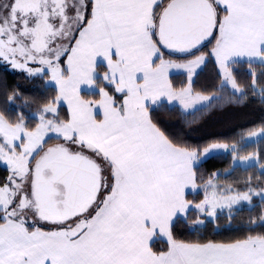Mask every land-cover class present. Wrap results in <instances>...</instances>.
I'll use <instances>...</instances> for the list:
<instances>
[{"label": "snow or ice", "instance_id": "1", "mask_svg": "<svg viewBox=\"0 0 264 264\" xmlns=\"http://www.w3.org/2000/svg\"><path fill=\"white\" fill-rule=\"evenodd\" d=\"M209 38L215 40L211 54L222 70V84L243 96L230 66L244 60L252 88L264 99V87L251 70L253 63L264 65V0H9L0 5V58L30 75L44 72L27 67L38 61L50 71L58 93L40 110L34 129L22 114L14 123L0 113V161L12 173L0 186V264H264V234L228 243H190L173 236L174 221L190 208L215 217L217 209L250 205L254 196L261 197L262 210L250 223L264 225V188H254L251 176L245 191L220 192L213 173L200 203L185 195L197 188L195 169L202 158L231 149L234 165L264 170L259 152L239 155V147L227 143L202 150L181 146L149 111L174 101L195 111L197 105L210 108L214 99H224L192 88V77L206 59L195 51ZM162 48L194 58L177 63L165 59ZM171 69L187 70L186 86L173 85ZM82 90L98 93L99 99H86ZM62 101L67 119L59 116ZM50 133L64 143L46 147ZM253 138H264V127L241 139ZM41 222L54 227L46 231ZM158 237L167 239V250H154Z\"/></svg>", "mask_w": 264, "mask_h": 264}, {"label": "trees", "instance_id": "2", "mask_svg": "<svg viewBox=\"0 0 264 264\" xmlns=\"http://www.w3.org/2000/svg\"><path fill=\"white\" fill-rule=\"evenodd\" d=\"M167 0H165V3ZM215 40L206 42L199 52L206 53L204 66L196 73L192 88L204 93H216L222 90V73L215 57L211 54V49ZM163 52L172 56H189L174 54L165 48ZM233 75L238 79L239 84L247 92V97L240 99L239 96L229 92V95L222 100L214 99L212 107L198 108L194 115L182 110L179 106L167 104L163 108H150L153 121L169 136L175 143L190 148L204 145L213 140H229L239 142L245 131L264 123V99L258 92L250 91L252 87V77L248 73V64L241 60L238 64L231 65ZM252 67H260L258 63H253ZM264 69V66L260 67ZM47 75V74H46ZM257 85L264 87V74L256 75ZM172 83L175 87H184L188 83V76L185 73L172 76ZM105 86H108L105 84ZM111 90V89H110ZM254 90V89H253ZM57 87L46 84V76H30L25 71H12L5 65L0 64V113L11 122H17L20 115L28 118L29 129H34L38 119L33 112L40 110L56 96ZM86 95H94L95 92H86ZM9 97H12L10 100ZM120 97L117 96V99ZM229 98L231 100L229 101ZM232 98H238L234 100ZM29 114L30 117L29 118ZM61 119L69 116L68 108L61 104L59 108ZM47 139L46 147L63 141L50 136ZM200 145V146H201ZM257 146V147H256ZM259 149L260 163H264V139L258 143H249L241 151L250 152ZM246 152V153H247ZM232 157L228 154H214L203 160L196 167L199 189L190 192L188 200L197 203L204 197L202 184L206 182L213 173L228 170L232 167ZM9 169L0 164V183H4ZM253 177V187H264V171L259 167L235 165L228 175L218 174L217 179L221 187H231L239 191H245L247 178ZM262 200H256L253 206L234 207L231 211L222 212L215 220H208L203 227L193 228L191 221L183 216H179L173 225V236L177 240L185 242H219L228 243L238 239H244L248 235L264 234V225L257 220L256 224L251 220L258 218L261 214ZM195 209H191V212ZM2 215V214H0ZM3 220H0V223ZM42 224V225H41ZM42 227L47 228L48 225ZM167 239L157 238L153 241V248L156 251L167 250Z\"/></svg>", "mask_w": 264, "mask_h": 264}, {"label": "rangeland", "instance_id": "3", "mask_svg": "<svg viewBox=\"0 0 264 264\" xmlns=\"http://www.w3.org/2000/svg\"><path fill=\"white\" fill-rule=\"evenodd\" d=\"M6 2H9V0H0V5H3L4 3H6ZM63 60V59H62ZM244 61V60H243ZM0 64H3V65H5L7 68H9L10 70H12V71H25L27 74H29L28 73V71L26 70V69H21V68H14L13 66H12V64L10 63V62H6V61H4L3 60V58H0ZM62 64H63V62H62ZM258 65L260 66V67H262V66H264V65H262V64H260V63H258ZM27 67L28 68H33V69H39V68H44V72H42V73H39V74H36V75H30V76H44V74H45V76H46V84H55L54 82H52L51 81V79H50V77H51V73H50V71L46 68V66H43V65H41L38 61H29L28 62V65H27ZM260 67H252L251 68V70L252 71H254L255 73H256V75H258L259 73H262V74H264V69L263 68H260ZM220 71H221V73H222V70L220 69ZM248 73H250V71L248 70ZM47 74V75H46ZM193 77H194V75H193ZM193 77H192V81H193ZM252 77V76H251ZM222 79H223V76H222ZM237 80V83L239 84V80L238 79H236ZM187 85V84H186ZM185 85V86H186ZM240 85V84H239ZM222 90H218L216 93H204V92H201V91H197V89H195V88H193V91L194 92H199V93H201V94H203V95H211V96H214V97H227L228 95H229V92L231 93V92H233V94H235V95H237V96H239V98L242 100V99H244V98H246L247 97V92H244V94H243V96H242V94L241 93H239V92H235L232 88H231V86L230 85H227V84H222ZM241 86V85H240ZM259 86V85H258ZM242 87V86H241ZM252 88V87H251ZM252 94H255L254 93V90L252 89L251 91H250ZM232 99H234V100H238V98H232ZM219 100H221V99H219ZM62 103H64V101H62L61 103H60V105L62 104ZM205 103H207V102H205ZM172 105H176V106H179L182 110H184V111H186V112H188V114H190L191 116H193L194 115V112L196 111H194L193 109H184L178 102H172L171 103ZM46 105V104H45ZM60 105H58V112H59V108H60ZM43 108V107H42ZM41 108V109H42ZM198 108H202V106L201 105H197V109ZM40 109V110H41ZM40 110H38V111H36V112H33V115L38 119V117H39V113H40ZM24 117V122H25V125L28 127V118L27 117H25V116H23ZM29 118H31L30 117V114H29ZM48 118H53L50 114L48 115ZM10 121V120H9ZM40 121H39V119H38V122L36 123V125L39 123ZM260 127H264V123L262 124V125H259V126H255V127H253L252 129H249V130H247V131H245L244 133H246L247 134V132L248 131H250V130H255V129H258V128H260ZM29 128V127H28ZM246 134H244L242 137H245L246 136ZM49 136H55V135H53V134H49ZM48 139V137H46V140ZM264 138H253V139H251V140H248L247 142H245V141H243L242 139H240L239 140V142H230L229 140H224V139H222V140H213V141H210V142H208V143H206V144H204V145H198V146H196V147H193V148H195V149H197V150H202L203 148H205V147H207V146H209L210 144H212V143H227V144H236L238 147H239V152H238V154L239 155H243V156H247V155H249L250 153H253V152H258L259 151V149H254V150H252V151H250V152H247V151H241V148H244L247 144H251V143H258L260 140L262 141ZM63 143H64V141H63ZM73 148H77V146H72ZM257 147V146H256ZM75 150H78V149H75ZM247 152V153H246ZM228 154V155H230L231 157H232V151H231V149H229V150H218V151H216V152H213L211 155H214V154ZM210 155V156H211ZM210 156H208V157H210ZM207 157V158H208ZM206 158V159H207ZM203 160H205V159H203L202 158V161ZM261 160V159H260ZM232 162H233V160H232ZM0 164H2L3 166H5V167H7L8 168V166H6V164L3 162V161H0ZM236 165H240V166H248V165H246V164H236ZM235 165L232 163V167L230 168V169H228V170H221V171H217L216 172V174L218 175L219 173L220 174H223L224 176H226V175H228L229 174V172L233 169V167H234ZM9 169V168H8ZM262 170V169H261ZM264 171V170H263ZM12 173H11V171H10V169H9V174H7L6 175V179H5V182L4 183H0V186H2V185H4V184H6V183H8V178H9V176L11 175ZM217 175L213 178V182L214 183H216L217 185H218V191H220V192H225V190L227 189V188H229V187H221L220 186V182H219V180L217 179ZM207 182V181H206ZM206 182H204L203 184H202V188L204 189V185H205V183ZM254 188H256L257 190H259L260 188H264V187H258V186H256V187H254ZM209 191H211L212 189L211 188H209L208 189ZM204 191V190H203ZM204 199V197L201 199V200H199L197 203H200L202 200ZM256 200H262L261 199V197H256V196H254L253 197V200H252V203L249 205V204H243L242 206H245V205H247V206H253L254 205V203L256 202ZM193 204H195V203H193ZM242 206H234V207H242ZM233 207V208H234ZM191 209H195V208H190L189 209V212H188V214H187V216L185 217V216H183V217H185V218H187L188 220H192L191 221V225H192V227L193 228H199V227H203L205 224H206V222L208 221V220H215L216 218H217V216L219 215V214H221L222 212H228V211H230L228 208H223V209H217V215L215 216V217H210V216H208L207 215V213L206 212H200L199 210H197V209H195V211H192L191 212ZM29 219L31 220V216H29ZM197 220H203L204 221V223H202V224H199V223H195V221H197ZM40 224V223H39ZM44 224V223H43ZM49 226H51L52 228L54 227V226H52V225H49Z\"/></svg>", "mask_w": 264, "mask_h": 264}, {"label": "crops", "instance_id": "4", "mask_svg": "<svg viewBox=\"0 0 264 264\" xmlns=\"http://www.w3.org/2000/svg\"><path fill=\"white\" fill-rule=\"evenodd\" d=\"M215 45V44H214ZM214 47V46H213ZM163 51V50H162ZM201 53H204V54H206L205 52H199V53H197V54H195V55H200ZM164 56H165V59H170V60H174V61H176L177 63H184V62H187L188 60H190V59H193L194 58V55H189V56H184V57H180V56H172V55H167V54H165L164 53ZM63 59V58H62ZM216 59V58H215ZM206 60V59H205ZM62 62H64L63 60H62ZM205 63V62H204ZM204 63L202 64V65H200V67H198L197 69H196V71H195V75H196V73L204 66ZM180 73H185L187 76H188V74H187V70L186 69H171L170 71H169V78L171 79V81H172V76L173 75H175V74H180ZM195 75H194V77H195ZM194 77H193V79H194ZM101 83V86H104V87H108V86H105V84L103 83V82H100ZM55 85V84H54ZM56 86V85H55ZM109 90H110V88H109ZM87 91H84V90H82V95L86 98V99H99V95H98V93H97V95L96 96H94V95H86L85 93H86ZM62 104H65L66 106H67V103L66 102H64V103H62ZM67 108H68V106H67ZM68 111H69V109H68ZM98 118H102V117H98ZM85 152H86V154H89V155H91V153L90 152H88L87 150H85ZM196 183H197V188L195 189V190H191V189H188V190H186V193H185V195H186V199H188L187 198V196H188V194L190 193V192H195V191H197L198 189H199V187H200V185H199V182H198V179L196 180ZM182 216V215H181ZM2 223V222H1ZM42 228H44V227H42ZM52 228H44V230H51ZM158 238H160V237H158ZM155 239H157V238H155ZM154 239V240H155ZM164 239H166V238H164ZM191 243V242H190ZM199 243V242H198ZM203 243H207V242H203ZM216 243H219V242H216ZM163 251V250H162Z\"/></svg>", "mask_w": 264, "mask_h": 264}, {"label": "water", "instance_id": "5", "mask_svg": "<svg viewBox=\"0 0 264 264\" xmlns=\"http://www.w3.org/2000/svg\"><path fill=\"white\" fill-rule=\"evenodd\" d=\"M210 39H211V38H209V40H210ZM209 40L205 41L204 44H205L206 42H208ZM165 49H166V48H165ZM166 50H168V49H166ZM168 51L173 52V53H175V54H182V53L174 52V51H171V50H168ZM194 51H195V50H194ZM58 144H60V143H58ZM54 145H56V144L50 145V146H48V147H51V146H54Z\"/></svg>", "mask_w": 264, "mask_h": 264}]
</instances>
